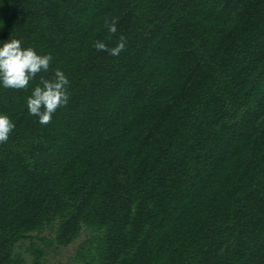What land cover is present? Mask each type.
<instances>
[{
  "label": "trees",
  "instance_id": "trees-1",
  "mask_svg": "<svg viewBox=\"0 0 264 264\" xmlns=\"http://www.w3.org/2000/svg\"><path fill=\"white\" fill-rule=\"evenodd\" d=\"M120 35L118 57L92 46ZM9 38L53 61L0 85V264L83 227L80 264H264V0H0ZM56 68L70 99L45 126L26 98Z\"/></svg>",
  "mask_w": 264,
  "mask_h": 264
},
{
  "label": "clouds",
  "instance_id": "clouds-1",
  "mask_svg": "<svg viewBox=\"0 0 264 264\" xmlns=\"http://www.w3.org/2000/svg\"><path fill=\"white\" fill-rule=\"evenodd\" d=\"M117 23L118 18L105 20L108 33L111 35L117 33ZM126 43V37L120 35L114 47H109L102 40L94 41L92 46L98 52L105 51L111 56L118 57L125 50ZM52 61L51 54H38L32 47H22L20 39L9 38L0 45V85L5 89H27L30 81L39 73L49 70ZM69 85L66 74L59 68L53 70L51 79L42 76L30 96L26 98L29 114L38 117L41 125L50 124L57 109L69 103ZM14 127L8 115L0 114V144L8 142Z\"/></svg>",
  "mask_w": 264,
  "mask_h": 264
},
{
  "label": "rangeland",
  "instance_id": "rangeland-1",
  "mask_svg": "<svg viewBox=\"0 0 264 264\" xmlns=\"http://www.w3.org/2000/svg\"><path fill=\"white\" fill-rule=\"evenodd\" d=\"M44 235L51 234V230L46 228L43 232ZM90 234V230L83 227L79 236L66 246H43L44 255L43 259L47 264H80L75 256V251L78 245ZM29 239H22L14 244L13 253H19L25 257L27 263L31 262V255L28 251Z\"/></svg>",
  "mask_w": 264,
  "mask_h": 264
}]
</instances>
